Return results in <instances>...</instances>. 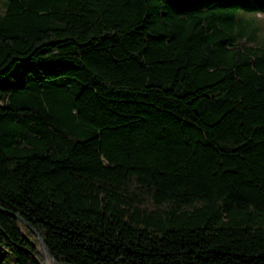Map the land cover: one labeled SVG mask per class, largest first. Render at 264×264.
<instances>
[{
    "label": "trees",
    "instance_id": "trees-1",
    "mask_svg": "<svg viewBox=\"0 0 264 264\" xmlns=\"http://www.w3.org/2000/svg\"><path fill=\"white\" fill-rule=\"evenodd\" d=\"M0 264H264V0H1Z\"/></svg>",
    "mask_w": 264,
    "mask_h": 264
},
{
    "label": "rangeland",
    "instance_id": "rangeland-1",
    "mask_svg": "<svg viewBox=\"0 0 264 264\" xmlns=\"http://www.w3.org/2000/svg\"><path fill=\"white\" fill-rule=\"evenodd\" d=\"M4 11V6L2 1L0 0V12ZM244 18L248 21H250L251 26L256 27V36H255V42L261 46H264V15L257 14H246L244 15ZM2 264H15L13 260L5 255L2 257Z\"/></svg>",
    "mask_w": 264,
    "mask_h": 264
},
{
    "label": "water",
    "instance_id": "water-1",
    "mask_svg": "<svg viewBox=\"0 0 264 264\" xmlns=\"http://www.w3.org/2000/svg\"><path fill=\"white\" fill-rule=\"evenodd\" d=\"M1 210V209H0ZM12 216H14V218H16L18 221H20L22 224H24L37 238L38 241V251L44 261V264H57L56 260L51 256V254L49 253L44 240L42 239V237L40 236V234L33 229L27 222H25L23 219H21L18 216H15L13 214H11Z\"/></svg>",
    "mask_w": 264,
    "mask_h": 264
}]
</instances>
